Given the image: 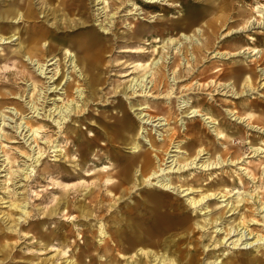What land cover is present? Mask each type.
I'll return each mask as SVG.
<instances>
[{"label": "rangeland", "instance_id": "obj_1", "mask_svg": "<svg viewBox=\"0 0 264 264\" xmlns=\"http://www.w3.org/2000/svg\"><path fill=\"white\" fill-rule=\"evenodd\" d=\"M85 1L86 13L81 16L74 9H64L61 0H32L34 17L16 21L5 10L19 6L20 1L0 0L1 30L8 31L11 28L8 33H17L12 38L0 40V264H104L115 250L106 252L103 249L99 227L103 223L109 232H113V236L122 238L126 243L131 240V231L127 227L129 224L143 222L146 218L149 222L143 224L150 225L153 221L150 203L145 202L142 197V193L147 192V189H153L156 194L162 196L169 205L168 210L175 208L174 212L169 214L173 219L180 214L182 217H191L192 221L197 216L187 205L188 199H185L198 196L209 183L218 182L221 178L237 182L239 179L243 180L246 184L238 182L235 189L238 193L245 194L244 197L247 193H255L259 187L264 189V163L258 165L264 161V153L253 154L250 148L260 146L264 149V74H261L264 71V23L255 22L248 27L243 26L244 19L255 16L254 6L264 4V0H160L152 4L144 0H107L108 6L104 13H100L102 3L97 0ZM49 8L55 10L51 12ZM214 15H224L225 20L221 24L218 21L212 24L217 30L206 47L205 36L212 28L208 26V19ZM134 25L137 28L147 27L148 32L131 36L130 28ZM42 28L47 31L45 34L50 32L56 35L55 44L58 43V51L54 58L60 59L65 74H70L67 73L63 62L66 47L78 54L89 41L94 40L104 45L98 59L102 66L95 70L100 81L92 86L81 83L80 87L84 88L83 93L87 98L81 107L71 111L59 125L51 118H57L56 112L51 114V117L47 114L49 110L52 112L55 105L71 103L63 93L69 80L56 73L54 77L57 79L53 84L60 81V89L45 91L47 79L36 71V57H32L31 61L27 56H22L24 49L34 41L41 44L43 50L48 51L49 47L39 39ZM195 28L201 29L202 34H195L200 38L197 46H204L200 55L194 48L196 44H191V49L190 44H183L180 48L182 54H177L171 46H166L163 52L160 49L161 55L169 58L161 73L156 74L152 70L149 76L151 83L153 82L151 94L132 97L130 91L126 90V85L130 79L141 73L135 64L148 62L159 54L154 53V56L148 58L146 52L139 51L160 47L164 37L179 39L180 33H193ZM88 31L90 36L81 41V47H77L78 40L74 42L76 47H69V43L74 41L76 36ZM8 33L6 35H9ZM17 35L24 37V46H19ZM61 42L63 44H59ZM186 45L194 56L190 61L191 64L194 63V68L192 65L187 67L180 64L183 63L181 58H188ZM252 48L261 52L257 55L248 52ZM239 50L243 53H237ZM216 51L224 53L223 56L216 55ZM49 58L51 57H47L46 53L41 62L49 63ZM57 63L58 61L47 67V76L55 73ZM236 69L241 71L237 72ZM238 73L240 76H235ZM158 75L160 80L157 79ZM247 75H250L255 88L253 91L239 94L242 90V80ZM228 82L234 85L238 94L233 95L231 90L220 86ZM33 84L35 90L37 89L36 93L33 92ZM94 88L93 93L89 94L88 91ZM170 90L175 97L169 99L166 97ZM38 97L39 100H36ZM182 100L191 106L201 101L204 113L211 116L228 139H218L206 127L203 115L181 116L184 109L179 108V102ZM138 103L149 104L151 108L147 112L152 115L162 116V113L166 115L169 111L166 124L155 128V132L154 128L147 126L149 130L152 129L149 132L158 145L169 143L171 134L169 137L166 135L174 128L176 132L171 141L174 144L183 142L185 150L193 145L191 155L195 154L203 147L197 144V140L192 138L194 135L186 129L190 123H194L197 131H204L202 138L197 139L208 143V139L215 138L213 142L217 147H221L219 154L224 151V145L232 147V154L224 156L227 157V162H223L222 167H199L207 159L206 150L197 157V166L193 164L177 171L175 166L172 171L166 173V177L169 176L175 185L181 186L179 190L183 191L180 193L163 189L155 180L151 183H142L139 180L137 187L130 188L139 175V168L138 172H132V179L125 184L127 191H120L124 184L121 183L116 191L109 192L105 187L106 182H103L105 170H108L104 166L109 168L114 166L112 163L115 162L108 161L107 157L112 159L119 156V159L125 160L132 156L129 145L118 144V140L113 138L118 134L114 129L119 125L122 113L132 121L136 131L140 132L135 138L143 148H147L143 140L148 139V135L145 130H139L136 115L138 110H133L134 106L131 107L132 104ZM14 104L23 109L22 119L15 112ZM32 104L38 108L36 112L30 109ZM119 106H122V109H119ZM230 110L236 115L239 113L241 119L231 116ZM25 119L44 125L35 141L27 139L26 128L21 131L20 126L25 125ZM171 141L169 145L167 143V152L172 145ZM78 147L83 153L82 157L79 156ZM103 147L109 153H106ZM55 149L58 151H54ZM38 153L41 154L39 160L30 161L28 157L37 156ZM170 154L185 156L184 152L171 151ZM174 155L169 158H166L167 154L163 156L164 161H167L166 165L172 163L169 160L175 159ZM6 156L9 160H6ZM102 156L104 161L100 160ZM82 158L84 159L80 162ZM230 160L235 161L230 163ZM173 165L172 163L171 167ZM253 166L262 173L251 180L246 173L254 169ZM9 170L15 172L11 177L7 174ZM196 179L203 181L195 190H188V187L196 186ZM229 188L232 189V186ZM235 189L228 194V199L237 196V193L234 194ZM10 199L19 200L21 205H25L28 214L25 218L21 216L17 225L7 229L12 224L11 219L16 220L20 216L18 210L9 206ZM222 199L224 198H219V195L211 197L207 202L208 209L220 211ZM238 209L234 215H237ZM229 214L228 212L224 215L225 224L226 220L231 221L234 217ZM217 228H220V225ZM213 229L215 228H207V231L203 232L195 228L194 231L193 244L198 241L194 246L201 252L199 258L203 264L215 257L217 258L211 264H219L221 260L228 262L244 252H247L250 264H264V249L254 251L252 247L244 249L242 245L232 247L230 244L229 247L215 249L211 258L207 256V253L213 250L199 244V236L201 232L204 233L201 242L210 236L213 240L216 234L211 233ZM231 239L235 237L230 238L228 242ZM112 246L113 243L109 242L108 247Z\"/></svg>", "mask_w": 264, "mask_h": 264}, {"label": "bare ground", "instance_id": "obj_2", "mask_svg": "<svg viewBox=\"0 0 264 264\" xmlns=\"http://www.w3.org/2000/svg\"><path fill=\"white\" fill-rule=\"evenodd\" d=\"M20 1L19 6H16L13 8H7L5 11L9 12L12 15V19L19 21V20H28L31 17H34V11L32 9L31 1L32 0H18ZM47 1V0H45ZM148 3H156L160 0H144ZM62 6L66 10H76L81 16L86 13L85 8L87 7L85 0H61ZM97 2L102 3L103 5L100 7L101 11L100 13H104L107 6L108 1L107 0H97ZM21 7V8H20ZM136 8V7H135ZM10 9V10H9ZM51 12H53L55 9L49 8ZM255 16H251L250 18L244 19L243 26H250L253 23H264V4H258L254 6ZM219 12V11H218ZM99 14V13H98ZM107 16V15H106ZM215 16V15H214ZM211 16L208 19V26H212V24L216 21H218L219 24L223 23L225 19L224 15L220 16ZM257 17V19H256ZM165 18V17H163ZM82 23H84L82 21ZM219 26V25H218ZM220 27V26H219ZM217 28V27H215ZM210 28L211 32L208 33L205 36L206 42L205 46H209V42L211 41L212 36L214 37L215 32L217 29ZM11 28L8 29V31H3L0 28V40L9 39L12 38V36L16 35L17 33H8L11 32ZM130 34L131 36L135 35H141L142 33L148 32L146 29L147 27H140L137 28L136 25L132 26L130 28ZM209 29V28H208ZM201 29L195 28L193 33L185 34L180 33L179 39L171 38L169 36L164 37L162 39L163 44L159 47H155L154 49H143L139 52L144 53L146 52L148 54V58L150 56H154V53L157 56H154L153 58H150L148 62H137L135 66L141 71L137 77H134L130 79L129 83L126 85V90L130 91V95L132 97H138V96H144V95H150V88L153 85V82L151 83V80L149 79V76L152 74V70L155 71L156 74L161 73L162 70L165 68V63H168L167 59L169 57H166L165 55H161V51H164V48L167 46L170 47L172 50L174 49L177 54H182L181 49L183 47V44H196V47H194L197 52L201 53V48L203 49L204 46H197L199 44V39L196 37L200 34ZM47 32L44 28H42L41 31V37L39 38L43 43L49 47L48 51H45L42 49V45L39 43L30 42L29 46L24 49L22 56H27L29 60L32 61V57H36V71H39V74L43 75L44 78L47 79L46 83V90L45 91H56L59 88L60 81L53 84V82L57 79V77H54L56 73L59 75H62V78H65L69 82L66 84L65 90L63 91L64 96L70 100L71 103H66L62 106L55 105L52 112L47 114L48 117H51V114L56 112L57 118L54 119V117H51L52 120L56 125L61 124L66 120V118L69 116L71 111H75V109H78L81 107L82 103L84 102V99L87 98V95H85L84 88L80 87L81 83H87V85L92 86L93 84H97L98 81H100L99 78L96 77V69H100L102 64L99 62L100 57V51L104 47V45H100L101 43H98L94 40L89 41L86 43L83 48H81V51L77 54L75 52H72L70 48L66 47L64 50V66L66 67L67 73L65 74V71H62L60 59L54 58L55 53L58 51V48L55 44L56 41V35H53V33L45 34ZM9 35H6V34ZM39 33V31L37 32ZM195 34H197L195 36ZM205 34V33H204ZM203 34V35H204ZM90 36V31L85 32V34H79L74 38V41H71L69 43V47L73 48L77 40L79 41L77 47H81L82 42ZM202 37V36H201ZM17 42L19 46H24L23 43L24 37L21 35H17L16 37ZM82 41V42H81ZM75 42V43H74ZM150 43V42H149ZM59 44H63L62 42ZM151 44V43H150ZM149 44V45H150ZM28 45V44H27ZM164 45V46H163ZM212 45V44H211ZM186 52L188 58H185L183 56L182 62L180 63L182 65H186L187 67H190L192 65V68H194V63L191 64L190 61L194 59V56L190 51H188V45ZM206 49V48H205ZM195 51V50H194ZM203 51V50H202ZM253 52L254 54H258V52H261L260 50L256 48L249 49L248 52ZM47 53V57L49 58L47 61H50L49 63H42L41 60L45 58V55ZM237 53H243L242 50H239ZM196 54V53H195ZM216 55L223 56L224 53L216 51ZM198 56V55H197ZM261 56V54L259 55ZM146 58V59H148ZM198 58V57H197ZM56 61H58V68L56 66L55 73L52 75H46L48 73L47 67L51 64H54ZM147 61V60H146ZM180 61V60H179ZM179 64V65H180ZM181 65V66H182ZM250 68V67H249ZM68 69L70 71L68 72ZM175 70V69H174ZM237 72L241 71L240 69ZM176 72V71H175ZM208 74V73H207ZM261 74H264V71L261 72ZM163 74L161 75V77ZM202 76V75H201ZM206 76V74H205ZM219 76V75H217ZM235 76H240V73H238ZM35 76H30V78H33ZM161 77L158 75L157 79L160 80ZM209 77V76H207ZM163 78V77H162ZM82 80V81H81ZM174 81V79H173ZM242 90L239 92L241 94L242 92H247L249 90H254L255 86L252 85V79L250 75L246 76L242 80ZM216 81L214 80V83ZM75 83V84H74ZM213 84V83H212ZM88 86V87H89ZM220 86H224V88H227L228 90H231V93L233 95L238 94L236 89L234 88V85L232 83H223ZM211 87V86H210ZM184 88H186L184 86ZM33 92H37L35 90V84H33ZM74 90V91H73ZM94 89L89 90V94H92ZM43 94V91H42ZM75 94V95H74ZM38 95L40 96V93L38 92ZM175 97L173 96V92L170 90L167 93L166 98ZM44 98V95L42 96ZM39 100V97L36 99ZM14 110L16 113L19 114V117H21L23 113V109L18 108V104H14ZM133 107V110H138L136 113L137 118L139 120V130H145V134L148 135V139L143 140V142L147 145V148H143L139 141L135 138L136 135H140V132L137 130L136 127L133 126L132 121L127 119V117L124 115V113L121 114L119 125L115 127L114 130L118 132L116 137V140H118V144H125L129 145L132 150V156L130 158H126L125 160L123 158L119 159V156H114L112 159L110 157H107L108 161H114L115 163H112L114 166H111L107 168V166H104L106 172L105 179L103 182H106V188L109 192L118 189L117 186H119L121 183H124L123 186H121L120 190L121 192L127 191L128 188L126 187V183H129V181L132 179V172L133 174L135 172H138L139 168V175L136 177L134 183L131 185L130 188L137 187V185L142 183H151L153 180H155L156 183H159L158 185L161 186L163 189H172L176 190L177 193L182 192L183 190H179L181 186L175 185V183L172 181L171 178L166 177V173L169 171H172L174 167L176 166L177 170H182L184 168L190 167L194 164V166H197V157L205 153H207V159L203 163L199 165V167L203 168H212V167H220L223 165V162H227V157L224 156L229 154V156L232 154V147L224 145V151H221L219 154V149L221 147H217L215 145V138L212 140L208 139V143L203 141V139H197L202 138L204 131L198 130L195 127L194 123H190L189 126H187V130L190 131L192 138L197 140V144H199L200 148L195 154H192V151L194 149V146L192 148H188L185 150L184 143H176L174 144L171 140L173 136L175 135L176 130L174 128L171 129L170 133L166 135V137H169V143L171 141V147L169 152L174 151L177 153H183L184 155L176 154L175 159L172 158L169 160L174 165L171 167V164L168 166L166 165L167 161H164L163 156L167 154L166 158L172 157L173 155L167 152L168 145L166 142H164L161 145H158L154 137L151 135L152 129L154 128V132L157 130L155 128L165 125L166 121L169 117V111L163 114L162 116L158 115H152L151 113L147 112L151 107L149 104L144 105L141 103L138 104H132L131 107ZM138 106V107H137ZM202 103L201 101L196 102V105L191 106L187 101H180L179 102V108L184 109L181 116L186 117H194V116H204L202 119L206 125L210 129V131L218 138L221 139L222 137L225 139H228L227 135L224 134L223 129L221 127H218L217 123L211 119V116H208L204 111L202 110ZM210 107V105L208 106ZM30 109H33V112H36L38 109L35 104H32ZM119 109H122V106H119ZM146 111V112H143ZM161 109H159V112ZM165 111V110H164ZM162 111V112H164ZM229 113L231 116H235L236 119H241L240 114L237 113L234 114L230 110ZM228 113V114H229ZM157 116V117H156ZM21 117L20 119H22ZM164 121V122H162ZM25 125H21L20 127L23 129L26 128L25 132L28 131V134H25V136L28 135L27 139L31 138L33 141L36 140V136L39 134V131L44 127L42 124H37L35 121L31 120H24L23 122ZM151 126V130L147 128V126ZM203 130V129H202ZM223 131V132H222ZM153 132V133H154ZM142 133V132H141ZM163 134V133H162ZM160 135V134H159ZM7 137H5L6 139ZM111 138V137H109ZM206 138V137H205ZM142 139V138H141ZM110 140V139H108ZM214 141V142H213ZM105 147V146H104ZM103 147V149H104ZM167 147V148H166ZM184 148V149H183ZM253 150V154L259 155L260 153H264V149L262 147H250ZM106 151V149H104ZM54 151H58L55 149ZM79 156L82 157L83 155L82 151L78 147ZM106 153H109L106 151ZM217 154V155H216ZM41 154L38 153L37 156L30 155L28 158H30V161L37 162L40 158ZM191 157V158H190ZM193 157V159H192ZM224 157V158H223ZM264 158V156H262ZM84 158L80 159V162ZM6 160H9V157L6 156ZM101 161H104L103 156L100 158ZM119 160V161H118ZM235 161V160H234ZM233 160H230V163L234 162ZM264 163V161H261L258 165H261ZM163 165V166H162ZM166 165V166H165ZM222 167V166H221ZM254 169H250L246 173V175L251 178V180L255 179V177L261 173L256 169L255 166H253ZM9 176L15 174V172L9 170L7 172ZM9 177V178H10ZM70 177V176H69ZM140 180V182H139ZM264 180V178H262ZM196 186L194 187H188V190H195L199 186L200 183H202V179L198 180L196 179ZM117 182V183H116ZM138 182V183H137ZM238 182L242 184L244 181L238 180ZM235 180H228L226 178L219 179L218 182L215 183H209L206 185L205 189L202 191L198 196L195 197H188L185 199L187 201V205L192 209V211L196 214L197 218L192 221V218L185 215L181 216L178 214L174 219L169 215L172 214L175 210V208H172V210H168V206L165 203V200L162 196L159 194H156L153 189H147V192L144 194L142 193V197L145 202L150 203L151 208V217L152 222L150 225L146 226L143 223L149 222V220L144 218L143 222H137V223H131L127 227L131 231V240L124 243V240L122 238H117L113 236V232H109L106 228V225L102 223V226L99 227L100 234L102 235V238L100 239L101 243H104L103 249H105L106 252H110L111 250H115V253L109 256V259L104 262V264H203L201 259L199 258V252L197 250V247H195L193 244L194 241V235H195V228L198 230H202L203 232H206L207 228H215L211 233H216L213 236V240L210 238L204 239L206 241L204 243L201 242V239L203 238L204 233L201 232L199 236V244H202L204 248L211 247L213 251L208 252L207 256H210L211 253L214 252V250H218L221 247H229L231 244L232 247H239L242 245V248L249 249L253 248L254 251H260L261 249H264V215L261 213H264V189L258 188V190L255 193H247L246 197L242 193H238V190H236V184L238 183ZM238 183V184H239ZM66 185V184H64ZM232 186V189L234 190V194L237 193L236 197H233V199H228L230 195H228L232 189L229 187ZM238 188V187H237ZM219 195V198H224L220 200L221 203V210H215V209H208L209 205L207 204L208 200L211 197H217ZM9 206L12 207L14 210H18L20 216L14 220L11 219L12 224L7 227V229H11L12 226H15L18 224V220L21 218V216L26 217L28 214V211L26 210L25 205H21V202L19 200L13 201L10 199ZM239 208V209H238ZM237 215L235 214V210H237ZM166 211H168L166 213ZM230 213L229 215H234L233 219L231 221L226 220L227 224H225V218L224 215L226 213ZM21 225V223H19ZM220 225V228H217V226ZM223 225V226H222ZM261 225L262 227H259ZM115 233V232H114ZM232 237H235V239H231L229 242L228 240ZM112 242L113 246L111 248L108 247V243ZM106 243V244H105ZM224 249V248H223ZM193 250V252H191ZM196 251V252H195ZM198 251V252H197ZM236 255V254H235ZM120 256L121 259L118 257ZM202 256V255H201ZM207 258V257H206ZM217 257H215L216 259ZM215 259L208 261V264L214 263ZM205 260V258H204ZM210 260V259H209ZM249 259L247 257V252L241 253L238 257H235L230 259L228 262H223L221 260L219 264H250ZM204 262V264H207ZM260 264V263H259Z\"/></svg>", "mask_w": 264, "mask_h": 264}]
</instances>
